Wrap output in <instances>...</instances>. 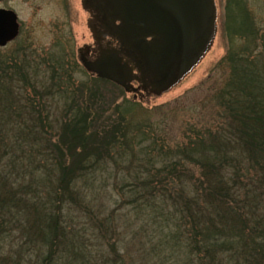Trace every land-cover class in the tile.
<instances>
[{
  "label": "trees",
  "instance_id": "16d2710c",
  "mask_svg": "<svg viewBox=\"0 0 264 264\" xmlns=\"http://www.w3.org/2000/svg\"><path fill=\"white\" fill-rule=\"evenodd\" d=\"M234 4L228 0V12L231 11L228 20L232 26L228 28L229 40L244 35L252 46L255 33L245 21L239 22L240 15L234 12L240 11L232 10L236 7ZM235 51L220 60L228 61L225 62L227 66L234 65L215 96L224 127L215 130V134L201 129L205 132L203 135L195 129L186 137L188 144H178L181 148H175L180 159L166 160L156 172H146L144 176L140 175V179L139 175L134 178V200L141 203V208L154 211L156 217L166 223L168 242L175 241V246L182 245L187 251L185 264H264V57L263 70L261 65L256 70L248 56H238ZM47 56L44 59L33 57L27 55L24 48H19L0 61V108L8 112V117L0 116V205L6 207L0 209L2 239L7 229L19 230L17 227H21L19 219L12 214L20 217L24 213L26 217L27 213L38 211L37 205L46 220L38 229L44 242L45 238L48 242L50 237L62 236L58 227L61 216L54 201L60 206L66 201H75L68 195L74 181L71 179L73 174L62 171L60 153L65 152L69 158L78 152L83 156L74 175L81 176L98 167L103 158L100 149L107 153L114 149L125 152L129 148L126 143H134L135 148L146 143L140 151L146 157L143 166L146 170L153 167V159L162 162L160 158L170 151L161 140L155 141L151 125L145 129L126 119L123 120L124 127L123 121L111 122L108 116L111 114L107 115L96 101L97 90L86 84H74L69 66L62 58L55 53ZM11 93L15 94L14 99L8 95ZM54 96L64 98L62 113L65 114L53 119L48 101H54ZM5 118L10 123H4ZM51 121L58 125L60 147L57 150L55 146L45 145V152L49 154L54 150L55 159L57 156L59 160L54 168L63 172L61 178L60 174L56 179L51 175L36 179L31 176L29 188L14 189L9 177L13 174L14 179L21 177L23 145L26 141L33 140L34 143ZM14 127L15 134L12 135L10 131ZM8 136L11 146L7 144ZM99 137L103 139L96 144ZM205 137L209 138V143L203 146ZM44 142L50 143L49 140ZM195 144L199 147L196 151L200 152H196V157H186L183 148L189 145L188 151L191 152ZM30 153L34 154L35 150L30 149ZM185 159L201 170L197 179L186 173L188 186L180 183L185 174L177 171L182 161L187 162ZM34 179L40 181L36 186H33ZM45 187L47 193L38 197V190ZM52 198L53 202H47Z\"/></svg>",
  "mask_w": 264,
  "mask_h": 264
},
{
  "label": "rangeland",
  "instance_id": "374dc122",
  "mask_svg": "<svg viewBox=\"0 0 264 264\" xmlns=\"http://www.w3.org/2000/svg\"><path fill=\"white\" fill-rule=\"evenodd\" d=\"M214 1L217 9L216 35L213 36L198 64L167 91L158 94L143 91L142 94L135 95L124 92L111 83L93 80L94 77L80 66V52L88 53L92 57L94 54L91 53L96 50V41L89 27L92 16L83 8V0H6L3 3L1 8L16 14L20 33L13 43L4 48L0 47V61H4L19 48H24L27 55L40 56L42 59L47 58L50 53H55L69 66L74 84H86L97 90L96 101L103 106L107 115L111 114L108 115L111 122H122L126 119L145 129L151 125L152 129L149 128L154 131L155 141H162L170 151L166 152L165 157L160 158L163 159L162 162L153 159V167L146 170L143 168L146 157L140 153L141 147L146 146V143L136 148L134 143H126L129 148L125 149V152L114 149L107 153L100 149L103 158L99 161L98 167L94 171L78 175L79 177L74 175L83 156L78 152L73 158H69L65 152L60 153L62 171H70L73 174L71 179L74 181L71 182L68 195L74 198L75 203L66 201L60 206L54 198L47 202L54 201L55 209L59 210L61 217L58 227L62 236L57 239L50 237L48 242L45 238L46 243L44 242L38 229L40 223L43 224L46 220L44 213H40L39 205L38 211L33 210L27 213L26 217L24 213L20 217L11 213L19 219L21 227H17L19 230L7 229L3 239L0 236V264H185L186 249L182 248V245L175 246V241L168 242L166 223L157 218L154 211L146 207L141 208V203L134 200L136 195L132 191L136 190L133 187L136 175L154 173L164 161L180 159L178 151L174 150L181 148L178 144L181 146L183 143H189L186 137L191 136L192 131L199 130L198 134L203 135L205 132L201 129H206L215 134V130L224 127L215 96L223 87L234 65L228 63L227 66L225 62L228 61H220L222 58L232 55V51L236 50L238 56L249 57L254 69L258 70L260 65L262 66L264 0H231L236 5L232 10L240 11L239 13L233 11L235 15H240L239 22L245 21L255 33L252 46L246 42L244 35L229 40L228 28L231 21L228 20V16L231 11L228 12V0ZM244 28L246 26H243ZM8 95L14 99L15 94ZM63 101L64 98L58 96H54V101H48L53 119L65 114L62 113L65 106ZM7 113L0 108V116L8 117ZM3 121L10 123L7 122V118ZM122 123L124 127L125 121ZM8 128L9 125L7 130ZM37 129L40 131L39 126ZM14 131L15 127L10 133L14 135ZM58 134V125L52 124L51 121V125L42 131V136L34 143L33 140L26 141L23 145L24 154L20 155L24 164L19 171L21 177L14 179L15 174L9 177L14 183H12L14 189L29 188L32 177L36 179L51 175L56 179L57 174H60L61 178L63 172L59 173L54 168V164L59 162L57 156L55 159L54 150L51 148L53 152L49 151V154L45 152L47 145L59 149ZM148 134H151L150 130ZM9 138L8 136L7 144L10 145L12 143ZM137 138L135 137V140ZM102 139L99 137L96 144ZM46 140L50 143H45ZM202 140L203 146L209 143L207 137ZM198 148L195 144L189 152V145L185 146L183 148L185 156L196 157V152H200L196 151ZM30 149H34L35 153L31 154ZM92 149L95 150V147ZM180 166L177 171L181 175L185 174L180 180L183 185L188 186L186 173L197 179L201 172L198 166L188 161H182ZM35 179L33 186L40 182ZM46 189L40 188L38 197H43L42 194L47 193ZM0 209L5 210L6 207L0 205Z\"/></svg>",
  "mask_w": 264,
  "mask_h": 264
},
{
  "label": "water",
  "instance_id": "95a60500",
  "mask_svg": "<svg viewBox=\"0 0 264 264\" xmlns=\"http://www.w3.org/2000/svg\"><path fill=\"white\" fill-rule=\"evenodd\" d=\"M82 5L92 16L94 40L99 28L103 30L99 36L113 39L120 49L100 48L92 61L81 57V65L126 92H135L130 87L136 79L133 64L143 90L167 91L198 64L215 33L213 0H83ZM17 35L15 13L0 10V47Z\"/></svg>",
  "mask_w": 264,
  "mask_h": 264
},
{
  "label": "flooded vegetation",
  "instance_id": "af4514ba",
  "mask_svg": "<svg viewBox=\"0 0 264 264\" xmlns=\"http://www.w3.org/2000/svg\"><path fill=\"white\" fill-rule=\"evenodd\" d=\"M4 3V2H3ZM3 3H1L0 4V9H5V8H1V6L3 5ZM103 30H101V29H99V28H96V34L98 35H101V32H102ZM20 33V32H19ZM97 36V41H96V50H95V52H92L91 54H94L92 57L91 56H89V54L87 53H83V52H80V55H79V58H83V59H85L86 61H92V60H94L95 59V57L97 56V54H98V51H99V49L101 48V49H114V50H116V51H118L119 49H120V45L119 44H117L115 41H113V40H111L110 38H108V37H105V38H101L100 36ZM19 36V35H18ZM18 38V37H17ZM13 43V42H12ZM124 61H126V62H128V63H131V61L129 60V59H127V58H124ZM132 68H133V76L136 78V79H134L133 81H132V90L134 89V90H136V93L137 94H142V92L140 91V88L142 89H144V85H143V83H142V81H141V77H140V75H139V73L137 72V70L135 69V67H134V64L132 65Z\"/></svg>",
  "mask_w": 264,
  "mask_h": 264
}]
</instances>
